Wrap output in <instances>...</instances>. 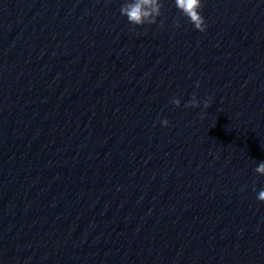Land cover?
I'll return each mask as SVG.
<instances>
[{
    "label": "clouds",
    "instance_id": "obj_1",
    "mask_svg": "<svg viewBox=\"0 0 264 264\" xmlns=\"http://www.w3.org/2000/svg\"><path fill=\"white\" fill-rule=\"evenodd\" d=\"M174 2L177 9L184 17L188 18L195 29L201 32L206 30L204 17L200 13V9L202 8L201 0H174ZM162 7V0H125L121 5L120 14L126 17L128 22L134 26L152 25L156 24L157 18L161 16ZM161 26H163V22H161ZM176 26H179L178 22H176ZM172 103L176 107H180L181 101L174 98ZM199 105L200 102L193 95L191 101L185 107L197 108ZM210 106L209 101L205 100L204 107L209 108ZM162 125L167 127L169 121L164 119ZM254 171L260 175H264V162H260ZM257 199L264 202V189L259 191Z\"/></svg>",
    "mask_w": 264,
    "mask_h": 264
}]
</instances>
